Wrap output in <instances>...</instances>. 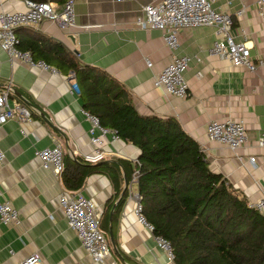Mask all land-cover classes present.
<instances>
[{
  "label": "crops",
  "instance_id": "crops-1",
  "mask_svg": "<svg viewBox=\"0 0 264 264\" xmlns=\"http://www.w3.org/2000/svg\"><path fill=\"white\" fill-rule=\"evenodd\" d=\"M23 1L3 0L2 10L24 12ZM153 1L75 0L74 27L61 30L44 21L18 28L15 34L21 48L39 40L61 43L78 62L106 72L123 86L139 114L175 118L199 144L210 169L239 190L249 204L259 202L264 198V149L257 146L264 127V67L249 72L209 56L208 50L217 38L214 28H185L179 31V47L174 54L191 58L184 73L189 96L179 99L166 94L154 86V78L170 63L172 52L159 31H145L135 25L142 8ZM256 1L218 0L215 4V9L231 15L232 36L236 42L246 43L254 63L264 59V24L257 14ZM242 8L244 15L236 17L234 12ZM49 67L56 72L32 68L0 49V93L7 92L11 104L21 103L32 115L22 124L9 120L0 125V149L5 155L0 166V189L20 220L19 225L0 224V264H21L33 255L40 258L37 264H100L85 252L67 226L60 208L61 194L67 192L61 179L41 169L35 156V150L57 143L62 146L64 160L81 159L93 150L88 137L90 123L82 113L79 93L72 91L76 84L71 80L72 72ZM226 118L246 123L248 142L236 151L206 137L211 121ZM103 151L102 162L124 160L134 166L139 156L135 147L120 139L113 141L110 136ZM250 157H255L254 166L248 162ZM118 172L121 193L108 212L107 203L114 191L107 177L91 175L79 190L101 214L107 212V262L174 264L157 247L153 232L134 215L136 183L125 185L124 169L119 167ZM125 191V203L112 224L114 209Z\"/></svg>",
  "mask_w": 264,
  "mask_h": 264
},
{
  "label": "trees",
  "instance_id": "trees-1",
  "mask_svg": "<svg viewBox=\"0 0 264 264\" xmlns=\"http://www.w3.org/2000/svg\"><path fill=\"white\" fill-rule=\"evenodd\" d=\"M27 1L60 6L66 0ZM18 48L30 52L35 61L72 72L82 109L139 152L134 166L124 160L89 164L63 156L59 178L67 192L79 191L91 175H103L114 191L108 212L121 193L119 167L125 171L126 183L137 172L141 214L153 235L169 242L174 264H264V216L210 169L199 144L175 118L139 114L123 86L106 72L78 62L61 43L39 40ZM126 197L125 191L112 224ZM107 212L101 214L100 225L105 235Z\"/></svg>",
  "mask_w": 264,
  "mask_h": 264
},
{
  "label": "built area",
  "instance_id": "built-area-1",
  "mask_svg": "<svg viewBox=\"0 0 264 264\" xmlns=\"http://www.w3.org/2000/svg\"><path fill=\"white\" fill-rule=\"evenodd\" d=\"M117 2L121 0H116ZM218 0H155L144 6L141 14L136 18L135 25L145 31L157 30L162 35L166 47L172 52L170 63L154 78V86L162 88L166 94L179 99L189 96V86L184 78L188 70L191 58L177 56L174 52L179 47L178 34L185 28L211 27L214 28L216 40L208 50L209 56L226 60L232 67L245 68L249 72H255L264 67V59H258L255 63L250 54V48L244 42H236L231 30L233 21L230 14L215 9ZM24 12H6L2 10L3 0H0V49L6 52L11 59H16L32 68L51 69L43 61L33 60L30 52L18 48L19 40L15 31L21 27L37 26L44 21L56 25L61 30H68L75 26V0H66L64 4L34 3L24 0ZM257 14L264 24V0L256 1ZM236 17L242 18L244 10L235 12ZM196 61L200 59L196 58ZM151 67L150 62H146ZM73 75V74H72ZM77 85L73 84V93H79ZM90 123L88 130L89 143L93 150L91 154L83 155V161L95 164L103 160V148L107 143V137L118 140L114 131L101 127L97 118L82 111ZM9 120L25 123L31 120L30 111L19 102L11 104L7 92L0 93V125ZM206 137L209 141L217 142L236 151L244 147L248 142L246 123L242 119L226 118L213 120L206 128ZM257 146L264 149V127L257 140ZM35 156L40 161L41 169L50 171L55 176H60L64 170L62 146L57 143L51 148L35 150ZM5 160V155L0 149V166ZM254 166L255 157L248 160ZM137 172L134 173L132 183H136ZM134 215L138 222L152 231L142 214L139 203V195H136ZM264 216V198L259 202L250 204ZM60 208L66 220L68 228L73 231L85 252L97 263L119 264L115 261L107 262L110 255L108 239L102 232L101 212L96 204L83 196L79 191L65 192L60 197ZM50 218H52L50 216ZM0 224L19 225L18 211L4 197L0 189ZM157 247L166 253L168 259L173 260L172 249L163 237L154 235ZM40 258L33 255L21 264H37Z\"/></svg>",
  "mask_w": 264,
  "mask_h": 264
},
{
  "label": "water",
  "instance_id": "water-1",
  "mask_svg": "<svg viewBox=\"0 0 264 264\" xmlns=\"http://www.w3.org/2000/svg\"><path fill=\"white\" fill-rule=\"evenodd\" d=\"M71 80H74V78H71ZM77 90L79 91L78 88H77ZM137 160H138V158H137ZM137 160H136V161H137ZM124 183H125V185H126V181H125ZM110 242H111V245L114 246V243H113L112 235H111V234H110Z\"/></svg>",
  "mask_w": 264,
  "mask_h": 264
}]
</instances>
